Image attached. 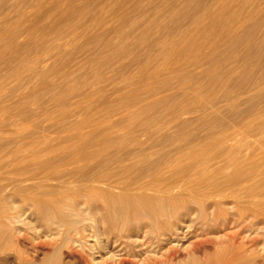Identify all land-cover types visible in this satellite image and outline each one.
Returning a JSON list of instances; mask_svg holds the SVG:
<instances>
[{"label": "rangeland", "instance_id": "obj_1", "mask_svg": "<svg viewBox=\"0 0 264 264\" xmlns=\"http://www.w3.org/2000/svg\"><path fill=\"white\" fill-rule=\"evenodd\" d=\"M199 198L255 215L221 217L200 263L264 264V0H0V264H76L68 223L113 247L147 224L139 205L172 228Z\"/></svg>", "mask_w": 264, "mask_h": 264}, {"label": "bare ground", "instance_id": "obj_2", "mask_svg": "<svg viewBox=\"0 0 264 264\" xmlns=\"http://www.w3.org/2000/svg\"><path fill=\"white\" fill-rule=\"evenodd\" d=\"M191 149H192V147H191ZM193 150V149H192ZM196 151V150H195ZM198 151V150H197ZM188 154V153H187ZM175 163V162H174ZM169 164H172L171 162L169 163ZM95 178H96V176H95ZM100 178V177H99ZM89 179H91V178H89ZM93 179V178H92ZM97 179H98V177H97ZM100 179H104V178H100ZM94 180V179H93ZM95 181V180H94ZM104 180H102V182H103ZM153 181V180H152ZM96 182H98V180L96 181ZM100 182V181H99ZM150 182H151V180H150ZM147 183H148V181H147ZM89 184V183H88ZM114 184V183H113ZM112 184V185H113ZM142 184V183H141ZM111 185V184H110ZM109 185V186H110ZM136 185H139V184H136ZM147 185V184H146ZM146 185H144V184H142V186H145V187H147ZM152 185V184H151ZM133 186V185H132ZM142 186H141V189L140 190H142L143 188H142ZM108 187V186H107ZM112 187H114V185L112 186ZM130 187V186H129ZM133 187H136L135 185L133 186ZM138 188L140 187V186H137ZM144 187V188H145ZM149 187V186H148ZM147 187V188H148ZM111 188V187H110ZM127 188V187H126ZM150 188H152V187H150ZM156 188V187H155ZM174 188H178V187H174ZM241 188V187H240ZM103 189V188H102ZM115 189V188H114ZM131 189V188H130ZM137 189V188H136ZM154 189V188H153ZM176 189H173V191H176ZM104 190H106V189H104ZM108 190H110L111 191V189H109L108 188ZM113 190V189H112ZM124 190V189H123ZM131 190H133V189H131ZM130 190V191H131ZM138 190V189H137ZM137 190H136V192H137ZM148 190V189H147ZM157 190V189H156ZM191 190H193V189H191ZM195 190V189H194ZM196 190H198V191H200L198 188L196 189ZM99 191H100V189H99ZM109 191V193H108V195L110 194V196L112 195L111 194V192ZM135 191V190H134ZM154 191V190H153ZM158 191V190H157ZM171 191V190H170ZM203 191V190H202ZM59 192V191H58ZM106 192H108V191H106ZM141 192V191H140ZM142 192H144V191H142ZM148 192V191H147ZM146 192V193H147ZM155 192V191H154ZM183 192V191H182ZM192 193H193V191H191ZM197 192V191H196ZM201 192V191H200ZM121 193V192H120ZM120 193H119V196H117V197H120ZM127 193H129L130 195H133V194H131L132 193V191L131 192H129V190H127ZM150 193V192H149ZM158 193H161L160 192V190H159V192ZM171 193V192H170ZM177 193H178V191H177ZM176 193V194H177ZM203 194L205 193V191L204 192H202ZM202 193L200 194V193H197V196L198 195H202ZM209 193V192H208ZM104 194H106V193H104ZM134 194H135V192H134ZM137 194V195H136ZM135 195V197L137 198V196L139 195L138 193H136ZM141 194V193H140ZM144 194V193H143ZM156 195H158L157 193H155ZM169 194V191L167 192V195H165L166 196V199H167V196H169L168 195ZM175 194V193H174ZM174 194H171V195H174ZM124 195H126V194H124ZM128 195V194H127ZM188 195V194H187ZM195 195H196V193L194 194V198H195ZM140 196V195H139ZM138 196V197H139ZM149 196V195H148ZM164 196V195H163ZM162 196V197H163ZM176 196V195H175ZM184 196V195H183ZM232 196H236V195H232ZM113 197V196H112ZM111 197V198H112ZM116 197V198H117ZM122 197V199H124L123 198V196H121ZM120 197V198H121ZM124 197H126V196H124ZM127 197H130V196H127ZM141 197V196H140ZM152 197H153V193H152ZM161 197V196H160ZM180 197H181V195H180ZM187 197V196H186ZM188 197H190L189 195H188ZM199 197V196H198ZM227 197V196H226ZM234 197L232 198L233 200L232 201H234ZM120 198H118V200L120 199ZM131 198V197H130ZM132 198H134L133 196H132ZM155 198V197H154ZM153 198V199H154ZM179 198V197H178ZM216 198V197H215ZM254 198H256V196H254ZM126 199V198H125ZM135 199V198H134ZM145 199H146V197H145ZM153 199L151 200L152 202H154L153 201ZM159 198H157V200H158ZM160 199H163V198H160ZM172 199V198H171ZM180 199H182V198H180ZM200 200H196L195 201V203L197 204V210H196V212H191V214H189L188 215V217L186 218V219H184V220H182V222L180 223V224H178V225H174L175 227H172V228H170V226H169V228H161L159 225H158V219H160L161 217L163 218V219H165L163 216H173V210L171 211V212H169V211H167L166 210V208L164 207L165 206V204H164V202H161L164 206H161V207H159V204H157L158 205V207L157 206H155V207H157V209L156 210H152L151 208H146L145 206L146 205H149V204H146L145 206H144V204H143V206H141V205H139L140 206V210H141V212H142V215H145L146 217H147V224H145L144 226H142V227H140L139 229H137V230H131L132 228H130V230H131V233H129L128 235H126V238L124 237V236H122V237H124L125 239L124 240H121L120 242H119V240H117V238H116V241H115V244H114V246L113 247H111L110 245H106L105 243V245H99L98 243L97 244H95L96 242H94V245H92V246H88V245H86L85 244V242L87 241V238H88V236H90V234L89 233H92L91 231H92V227H91V225L92 224H90L89 223V219L90 218H88V217H81V218H79L78 220H76L75 222H73L72 224H69L68 223V225L66 226V230H64V235H65V245H66V247L68 248V253H69V255L71 254L72 255V257H74L75 258V262H76V264H91L90 262H88V260L86 259V257H85V251H88L91 255H93L94 257H100L101 259H102V261L100 260V263L99 264H138V262L136 261V259L135 258H138L139 256H141L142 257V262L143 263H140V264H201L200 262H201V259H203V258H201L200 259V257L199 256H204V258L205 257H207V258H205V260L206 259H208V260H210L209 258L211 257V255H214V254H218V253H220V252H222V250L221 249H219L220 248V246L218 247L217 246V248L215 247L214 249H212V247H210L209 245H207L208 243H209V235H210V238H211V234L212 233H219V231L221 230V233L223 232L222 231V229H220L221 227H219V221H220V219H221V217L223 218V225H225V224H228V225H242L243 226V224H246V226L248 225V226H253L255 223H254V221H253V219L255 218V215L253 214L254 212H249L251 209H249V210H246V208L244 207V209L242 208H239L238 209V211L237 212H235V214H233V215H229L224 209H223V205L219 202V201H217V202H212L213 204L211 205V206H207L206 205V200H204V199H202V198H199ZM211 199V198H210ZM261 199V198H260ZM259 199V200H260ZM53 200V199H52ZM110 199H108V202H110L109 201ZM114 200L115 201H117L115 198H114ZM127 200V199H126ZM144 200V199H143ZM148 200V199H147ZM165 200V199H164ZM175 200V199H174ZM177 200V199H176ZM185 201H189L188 199L186 200V199H184ZM258 200V199H257ZM112 201V200H111ZM120 202H121V200H119ZM138 201V200H137ZM165 201H167V200H165ZM168 201H170V200H168ZM178 201H179V199H178ZM178 201H175V202H178ZM221 201H224V200H221ZM253 201H255V200H253ZM262 201H263V199H262ZM130 202V201H129ZM150 202V201H149ZM159 202V201H158ZM171 202H172V200H171ZM174 201L172 202L173 204L175 203ZM180 202V201H179ZM191 202H192V199H191ZM208 202V201H207ZM225 202V201H224ZM223 202V203H224ZM237 202V201H236ZM241 202H243L242 200H241ZM246 202V201H245ZM245 202H243V203H245ZM249 202V201H248ZM248 202H246L247 204H249ZM113 203V201L111 202V204ZM122 203L124 204V202L122 201ZM131 203V202H130ZM129 203V204H130ZM134 205H136L135 203H141V201L140 202H132ZM146 203H147V201H146ZM154 203H156V202H154ZM168 203V202H167ZM171 203V204H172ZM234 203H235V201H234ZM233 202L232 203H230V204H234ZM254 204H255V202H253ZM121 204V203H120ZM126 204H128V202L126 203ZM133 204H132V206H133ZM172 204V206H174ZM176 204V203H175ZM177 204H179V203H177ZM177 204L175 205V206H177ZM235 204H237V203H235ZM247 204H244V205H247ZM260 204H264V202H260ZM115 205V204H114ZM116 205H117V203H116ZM138 205V204H137ZM161 205V204H160ZM169 205V204H168ZM181 205V204H180ZM191 205V204H190ZM227 205V204H226ZM243 205V204H242ZM249 205H251V204H249ZM110 206V205H109ZM109 206H108V208H109ZM121 206V205H120ZM123 206V205H122ZM170 206V205H169ZM175 206H174V208H175ZM235 206V205H234ZM233 206V207H234ZM254 206V205H253ZM111 207H113V205L112 206H110V208ZM116 207V206H115ZM123 207H126L125 205L123 206ZM128 207V206H127ZM138 207V206H137ZM136 207V208H137ZM148 207V206H147ZM153 207H154V205H153ZM152 207V208H153ZM178 207V206H177ZM180 207V206H179ZM247 207V206H246ZM255 207V206H254ZM261 207V206H260ZM117 208H118V206H117ZM133 207H131V209H132ZM182 208H183V206H182ZM236 208V207H235ZM251 208V207H250ZM258 208V207H257ZM123 210L122 208H119V210ZM135 209V208H134ZM169 209V208H168ZM176 209V208H175ZM117 210V209H116ZM120 210V212H121V214H119V215H121L122 216V221H120V224H122L123 225V222L125 223L126 222V218H125V214H123L122 212L123 211H121ZM126 210H128V208L126 209ZM138 210V209H137ZM185 210V209H184ZM233 210V209H232ZM176 211H177V209H176ZM175 211V212H176ZM186 211V210H185ZM253 211V210H252ZM263 211V210H262ZM47 212V211H46ZM129 212V211H128ZM128 212H127V214H128ZM133 212V211H132ZM139 212V211H138ZM188 212V211H187ZM229 212V211H228ZM260 213H261V211H259ZM7 213V212H6ZM131 213V212H130ZM134 213H136V212H133V214ZM140 213V212H139ZM139 213H137V214H139ZM177 213V212H176ZM175 213V214H176ZM179 213V212H178ZM231 213V212H230ZM264 213V212H263ZM13 214H14V212H13ZM107 214V213H106ZM132 214V213H131ZM130 214V215H131ZM259 214V213H258ZM81 215H82V213H81ZM110 215V214H109ZM129 215V216H130ZM140 215H141V213H140ZM181 215V214H180ZM262 215H264V214H262ZM107 216H108V214H107ZM112 216V215H111ZM114 216V215H113ZM175 217L177 216V215H174ZM55 217V214H54V212H49V210H48V212L46 213V218H47V220L49 221V218H54ZM105 217V216H104ZM140 217V216H139ZM45 218V219H46ZM92 218H93V216H92ZM91 218V219H92ZM101 218V217H100ZM116 218H118V217H116ZM115 218V219H116ZM121 218V217H120ZM179 218V217H178ZM178 218H176V219H178ZM185 218V217H184ZM261 218V217H260ZM104 219L105 218H103V221H104ZM110 219V218H109ZM112 219V218H111ZM167 219V218H166ZM52 220V219H51ZM101 220V219H100ZM99 220V221H100ZM118 220V219H117ZM116 220V221H117ZM120 220V219H119ZM142 220V219H141ZM140 220V221H141ZM146 220V219H145ZM171 220V219H170ZM172 220H173V218H172ZM175 220V219H174ZM53 221V220H52ZM103 221H102V223H103ZM115 221V222H116ZM137 221V220H136ZM139 221V220H138ZM137 221V222H138ZM177 221V220H176ZM101 222V221H100ZM133 222V221H132ZM132 222H131V224H132ZM141 222H143V221H141ZM159 222H161V221H159ZM21 223V222H20ZM96 223V222H95ZM117 223H118V221H117ZM127 223V225L126 226H128L129 224H128V222H126ZM135 223V222H134ZM179 223V222H178ZM254 223V224H253ZM131 224H130V226H131ZM166 225V224H165ZM259 225V224H258ZM62 225L60 224L58 227H61ZM97 226V225H96ZM125 226V225H124ZM167 226V225H166ZM48 228H49V225L47 226ZM99 227V226H98ZM115 227V226H114ZM113 227V228H114ZM135 227V226H134ZM224 227V226H223ZM255 227V226H254ZM256 227H257V225H256ZM100 228V227H99ZM129 228V227H128ZM226 228V227H225ZM224 228V229H225ZM229 228H233V227H229ZM240 228V227H239ZM248 228V227H247ZM251 228H253V227H251ZM62 229V228H61ZM65 229V228H64ZM125 229H126V227H125ZM134 229V228H133ZM120 230V229H119ZM129 230V231H130ZM241 230V229H240ZM262 230V229H261ZM260 230V231H261ZM56 231H57V233H60V231H59V229L56 227ZM102 232H103V230H101ZM109 231V230H108ZM122 231H124V230H122ZM227 231H228V228H227ZM230 231V230H229ZM232 231H233V229H232ZM259 231V232H260ZM262 231H264V230H262ZM63 232V231H62ZM99 232V231H98ZM102 232L100 233V234H102ZM121 232V231H120ZM245 232V231H244ZM253 232V231H252ZM258 231H256V233H257ZM104 233V232H103ZM224 233V232H223ZM233 233L234 234H232V237H229V236H231V235H229L228 236V233H225V235L224 236H228V237H226V239H224L223 237H221L222 238V242H220L219 244L220 245H222L221 246V248H223V245L227 242V241H230V245H233L234 246V248L236 249L237 248V246L238 245H236L235 243H237L236 241H235V239L237 240L238 238H237V236H238V232H234L233 231ZM240 234H239V237H241L240 235H241V233H243V231L242 232H239ZM249 233V232H248ZM264 233V232H263ZM21 234V233H20ZM93 234V233H92ZM92 234H91V236H92ZM100 234H98V235H100ZM108 234H109V232H108ZM126 233H124V234H122V235H125ZM230 234V233H229ZM254 234H255V231H254ZM259 234H261V232L260 233H258V234H256V236L255 237H257V235H259ZM118 235V234H117ZM120 235V234H119ZM245 235V234H244ZM94 236H96V234H94L93 235V237ZM222 236H223V234H222ZM243 236V235H242ZM245 236H247L248 237V235L246 234ZM252 236V235H251ZM254 236V235H253ZM115 237H117V236H115ZM121 237V236H120ZM122 237H121V239H122ZM259 237V236H258ZM49 238V237H48ZM51 238V237H50ZM232 238V240H230ZM235 238V239H234ZM100 239V238H99ZM109 239V238H108ZM120 239V238H119ZM234 239V240H233ZM242 239V238H241ZM248 239H249V237H248ZM252 239V238H251ZM258 240H259V238H257ZM189 240H191V241H189ZM216 241H214V242H217V244H218V242H219V239H215ZM238 240H240V238L238 239ZM102 241V240H101ZM111 241V240H110ZM190 242V247H186V253H184L183 251H182V249H184L185 247V243L186 242ZM252 241H254V240H252ZM251 241V242H252ZM99 242V241H98ZM105 242V241H104ZM210 242H212V241H210ZM240 242H241V240H240ZM258 242V241H257ZM87 243V242H86ZM114 243V242H113ZM213 243V242H212ZM211 243V244H212ZM244 243V242H243ZM256 243V242H255ZM254 243V245H256ZM90 244V243H89ZM107 244H108V242H107ZM239 244V243H238ZM247 244V243H246ZM249 244H251V243H249ZM240 245V247H241V244H239ZM160 247L161 248V250H163L162 252L163 253H161V255H160V258H155L154 260H151V254H153L154 253V251H155V248L156 247ZM187 246V245H186ZM216 246V245H215ZM214 247V246H213ZM230 247V246H229ZM229 247L228 246H224V248H226L225 250H227V251H230L231 252V250H228L229 249ZM159 248V249H160ZM238 248H239V246H238ZM157 249V248H156ZM243 249H245V248H243ZM249 249V248H248ZM236 250H238V249H236ZM249 250H251V249H249ZM253 250V249H252ZM57 251V250H56ZM181 251H182V253H181ZM233 251V250H232ZM243 251V250H242ZM248 252V251H247ZM246 252V253H247ZM254 252V251H253ZM55 253V252H54ZM156 253H157V251H156ZM213 253V254H212ZM223 253H225V252H223ZM227 253H229V252H227ZM236 253V252H235ZM244 253V252H243ZM249 253V252H248ZM255 253V252H254ZM58 254V253H57ZM59 254H60V252H59ZM89 254V255H90ZM90 255V256H91ZM159 255V254H158ZM226 255H227V257H226ZM231 255V254H230ZM233 255V254H232ZM243 255V254H242ZM57 256V255H56ZM59 256V255H58ZM145 256H148L147 258H144ZM222 256V254L220 255V257ZM224 256V255H223ZM240 256V255H239ZM245 256V255H244ZM250 256V255H249ZM154 257V256H153ZM217 257V256H216ZM224 257H226L225 258V260L229 257L228 256V254H225V256ZM224 257H222L221 259L223 260L224 259ZM59 258V257H58ZM58 258H57V261L59 262V260H58ZM91 258V257H90ZM213 257H211V259H212ZM218 258V257H217ZM217 258H214V259H212V260H217ZM237 258H238V256H237ZM229 259H230V257H229ZM228 259V260H229ZM235 259V258H234ZM244 259V258H243ZM49 260V259H48ZM91 260V259H90ZM200 260V261H199ZM238 260V259H237ZM99 261V260H98ZM232 261V260H231ZM239 261V260H238ZM45 262H46V260H45ZM47 262H49V261H47ZM60 262H61V260H60ZM214 262V261H213ZM218 262V261H217ZM221 262V261H220ZM226 262V261H225ZM207 263V262H206ZM209 263H212V261L211 262H209ZM223 263V262H222ZM59 264V263H58ZM61 264V263H60ZM226 264V263H225Z\"/></svg>", "mask_w": 264, "mask_h": 264}]
</instances>
